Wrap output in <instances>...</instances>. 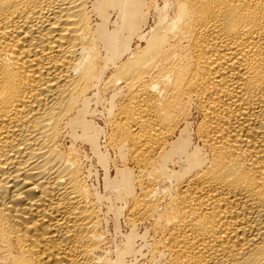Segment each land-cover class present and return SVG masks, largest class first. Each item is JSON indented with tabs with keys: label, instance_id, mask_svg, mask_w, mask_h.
<instances>
[{
	"label": "bare ground",
	"instance_id": "1",
	"mask_svg": "<svg viewBox=\"0 0 264 264\" xmlns=\"http://www.w3.org/2000/svg\"><path fill=\"white\" fill-rule=\"evenodd\" d=\"M159 3L0 0V264H103L64 139L79 128L97 148L84 114L99 88H125L113 123L147 173L124 167L117 191L152 181L130 212L154 209L161 264H264V0Z\"/></svg>",
	"mask_w": 264,
	"mask_h": 264
},
{
	"label": "rangeland",
	"instance_id": "2",
	"mask_svg": "<svg viewBox=\"0 0 264 264\" xmlns=\"http://www.w3.org/2000/svg\"><path fill=\"white\" fill-rule=\"evenodd\" d=\"M158 3L161 5L162 0H158ZM140 9L142 10V3ZM134 12L135 11L131 10L129 11V14H133ZM149 13L147 22L148 25H152L156 19V14L151 10ZM114 17V14L110 15L109 28H111V30H114V28H112V24L115 22ZM96 21L97 26L101 27L99 15L97 16ZM127 22L131 24L134 23L133 21ZM143 29L146 30L148 28ZM129 33L130 29L126 31V34ZM131 44H133L132 47L135 46L133 41ZM107 47H110V45ZM109 90L104 91L102 89L100 90V88L99 90L91 89L87 96L86 107L88 108H86L84 117L90 122L89 127H91V134L94 133L97 148L93 149V145L91 147L89 142L80 137L81 130L79 128H76L75 136H72L69 132V134L64 137L67 146L71 143L74 145L73 148H75V154L81 163L85 180L91 187L92 195L94 194L93 197L91 195V198L94 201L97 214L100 216L103 240H107L106 242L102 241L101 250L99 249L97 254L103 259L101 261L103 264L166 263L167 255L160 258L157 256L156 241H158L157 239H159L160 235L155 230L154 209L149 212V214L151 213L150 215L137 216L130 212L133 205V197L131 195L133 193H139L141 189L140 186H137V184L133 182L135 184L133 192L126 193L125 191L124 193V189H122L123 194L121 196L117 191L119 184L122 183L121 180L124 173L121 170L124 167L130 170L132 179H135L137 175H139L142 177L141 180H144L147 170L136 166L130 161L128 146L126 144L122 147L123 137L120 136V133L115 129L113 123V119H115L116 116L115 113L117 112L118 101L120 100L119 98L122 97L125 88L122 90ZM102 97H104V100H102ZM195 122L196 120L193 119V127H195ZM189 134L194 136L192 129H190ZM109 135L114 136L110 137ZM118 138L120 139L118 140ZM184 149L185 146H183V148L180 147V153L183 152ZM190 149L191 148L187 150V154L191 151ZM177 166L178 164L169 167H171L173 171H177L179 168ZM136 170L140 171L137 172ZM149 186H151V190H153L152 181L148 182V184L142 185L141 190L150 188ZM122 190L120 192H122ZM129 218H131V220ZM103 245L105 247L104 249Z\"/></svg>",
	"mask_w": 264,
	"mask_h": 264
}]
</instances>
